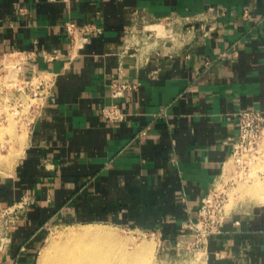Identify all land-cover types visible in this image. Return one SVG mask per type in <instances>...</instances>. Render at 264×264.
I'll return each mask as SVG.
<instances>
[{
  "label": "crops",
  "instance_id": "crops-1",
  "mask_svg": "<svg viewBox=\"0 0 264 264\" xmlns=\"http://www.w3.org/2000/svg\"><path fill=\"white\" fill-rule=\"evenodd\" d=\"M209 7L228 10L209 37L141 66L121 55L135 10L165 19ZM67 20L90 27L82 47L72 45ZM263 29L264 0H0V61L19 52L26 76L56 73L19 156L0 174V210L29 199L0 264H36L61 222L151 233L165 255L179 238L192 239L188 221L222 172L237 112L264 114ZM232 46L237 56L205 66ZM115 81L137 87L120 100L125 119L108 123L100 108L113 101ZM143 128L147 136L136 138ZM256 189L260 201L237 197L227 208L203 248L205 264H264V187Z\"/></svg>",
  "mask_w": 264,
  "mask_h": 264
},
{
  "label": "built area",
  "instance_id": "built-area-1",
  "mask_svg": "<svg viewBox=\"0 0 264 264\" xmlns=\"http://www.w3.org/2000/svg\"><path fill=\"white\" fill-rule=\"evenodd\" d=\"M68 1V0H60ZM224 7H209L203 15L185 17H167L165 19H148L139 10H135L131 16L127 28L128 39L125 40L120 51L122 56L133 57L138 65H145L152 56L177 54L184 46H191L199 37L205 39L216 29V23L220 16L227 13ZM152 24H160L163 31L150 28ZM72 45L82 47L89 39L87 33L91 31L86 25H79L74 20L63 23ZM100 32V29L96 28ZM264 38V29L262 32ZM17 57L12 69L16 70L13 76L10 71L7 79H12L18 91L24 96L18 103L19 111L29 113L31 116L28 126L31 125L38 111L45 103L55 83L56 73L50 71H34L26 76L23 71L24 57L19 52L10 53ZM238 48L232 46L218 53L216 58L207 60L208 68L213 61L237 56ZM191 57V53L184 55ZM6 57V56H4ZM11 65V66H12ZM11 77V78H10ZM10 86V85H8ZM137 83L126 81L113 82L110 86V95L113 101L109 105L100 108V114L108 123H118L125 119L126 113L121 107L120 100L135 89ZM18 110L15 112L17 113ZM238 132L231 138V151L222 166V172L214 181L207 193L202 197L197 209L196 217L188 221L187 227L192 230L193 240L188 248L202 251L208 237L221 230L225 216L226 206L231 196L234 195L238 185L252 182L264 177V114L256 109H243L237 112ZM147 136L146 129H140L136 138L144 139ZM29 199L23 198L3 209L5 215L15 212L23 213ZM18 216V215H16ZM0 230V252L4 248V240L8 231ZM182 240H177V247Z\"/></svg>",
  "mask_w": 264,
  "mask_h": 264
},
{
  "label": "rangeland",
  "instance_id": "rangeland-1",
  "mask_svg": "<svg viewBox=\"0 0 264 264\" xmlns=\"http://www.w3.org/2000/svg\"><path fill=\"white\" fill-rule=\"evenodd\" d=\"M16 59L17 57L15 55H6V57L2 58L0 61V174L9 170L7 164L10 160L12 162L14 160L16 161V158L19 156L22 146L24 145L27 128L29 127L28 122L31 119L29 113H23L21 110L19 111L21 107L17 108L18 103H21L24 96L18 91L17 86L12 87L14 83L12 79L5 80L9 75L7 72H11V77L13 73H15V70L11 67H13L12 64L16 62ZM17 110L18 112L15 113ZM256 182H264V177L238 185L235 189V192L238 194L231 196L226 208H231L234 202L237 201V197L244 200L252 199L259 201L258 197L252 193V189H256ZM241 186H244V189L241 188ZM261 187H264V184H262ZM3 209L0 210V230L4 231L7 227L6 230L8 231V235L3 245L5 247L8 241L11 222L21 218L24 212H17L16 214L12 212L5 215ZM86 225L87 227L88 225H101L112 229L117 237H119L118 240H120L129 251L135 252L138 248L144 250L143 264H205V255L202 251L188 248L193 238H179L178 240H182L180 245L177 247L175 242L174 246L169 250V255H165V251L163 250L164 246L159 245L158 240L151 233L124 228L111 223L82 222H61L51 225L47 239L38 255L39 262L40 254L48 248L51 242L64 241L67 234L77 232L85 228ZM0 236H2L1 233ZM38 260L36 264L39 263Z\"/></svg>",
  "mask_w": 264,
  "mask_h": 264
},
{
  "label": "bare ground",
  "instance_id": "bare-ground-1",
  "mask_svg": "<svg viewBox=\"0 0 264 264\" xmlns=\"http://www.w3.org/2000/svg\"><path fill=\"white\" fill-rule=\"evenodd\" d=\"M149 27L163 31L160 24ZM8 164L10 166L13 162L10 160ZM262 184L264 182H256V188ZM259 198L264 199V194ZM118 238L110 228L86 225L77 232L67 234L64 241L51 242L41 253L42 256L40 254L38 264H143L144 250L129 251Z\"/></svg>",
  "mask_w": 264,
  "mask_h": 264
}]
</instances>
